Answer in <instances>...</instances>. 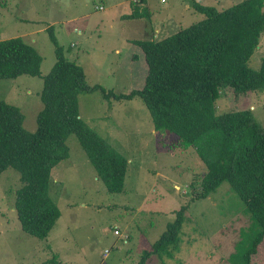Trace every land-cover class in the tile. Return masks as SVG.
Returning <instances> with one entry per match:
<instances>
[{"label": "rangeland", "instance_id": "1", "mask_svg": "<svg viewBox=\"0 0 264 264\" xmlns=\"http://www.w3.org/2000/svg\"><path fill=\"white\" fill-rule=\"evenodd\" d=\"M132 1L0 0V40L23 37L42 58L39 76L0 78V99L21 107L28 130L36 128L43 77L56 60L49 29L64 56L82 66L89 85L127 94L141 89L148 73L145 53L134 40L164 37L204 17L186 8L194 0H141L135 6ZM200 1L222 9L238 0ZM131 13L138 16L128 17ZM263 57L264 33L248 65L257 70ZM245 108L264 126V91L238 98L227 88L217 100L221 113ZM78 109L128 159L124 190H108L70 132L69 155L51 169L49 182L61 216L39 240L21 231L14 200L23 183L17 169L6 168L0 174V264H52L54 257L60 264H140L144 250L162 236L179 209L183 222L177 251L152 254L145 264H233L258 227L229 183L193 199L191 185L197 188L205 172L196 151L182 150L172 135L156 132L139 96L106 98L97 88L78 94ZM252 262L264 264V239Z\"/></svg>", "mask_w": 264, "mask_h": 264}, {"label": "trees", "instance_id": "2", "mask_svg": "<svg viewBox=\"0 0 264 264\" xmlns=\"http://www.w3.org/2000/svg\"><path fill=\"white\" fill-rule=\"evenodd\" d=\"M193 6L204 14L200 20L164 37L134 40L145 53L148 73L144 86L127 94L89 85L82 66L64 56L49 29L56 60L43 77L36 128L24 126L20 106L0 99V174L8 167L20 172L23 185L16 191L14 208L21 231L45 240L61 216L49 195V182L51 169L69 155L70 132L108 190H124L128 159L79 115L78 94L99 88L106 98L139 96L156 132L172 135L174 146L182 150L196 151L205 172L197 188L191 185L193 199L206 198L223 181L229 183L258 227L233 264H253L264 239V126L247 108L218 112L217 100L227 88L238 98L264 91V57L257 70L248 65L264 33V0H238L222 9L198 1ZM41 60L23 37L0 40V78L39 76ZM182 210L144 250L140 264L152 254L177 251ZM50 263L60 264L55 257Z\"/></svg>", "mask_w": 264, "mask_h": 264}, {"label": "crops", "instance_id": "3", "mask_svg": "<svg viewBox=\"0 0 264 264\" xmlns=\"http://www.w3.org/2000/svg\"><path fill=\"white\" fill-rule=\"evenodd\" d=\"M196 1H198V2H200V3H202L200 0H194L193 2H196ZM221 2L222 0H217V2ZM132 2H135V3H137V2H141V0H133ZM193 2L191 1L190 2V4H187L186 6V8L188 9V10H190L191 11V9L192 10H196V8H194V6H193ZM237 2V1H236ZM203 4H212V3H203ZM212 5H215V4H212ZM216 6V5H215ZM152 13V12H151ZM163 27H165V23H163ZM156 31L157 32H161V28H160V26L157 24L156 25ZM157 34V33H156ZM138 39V38H137ZM116 52H118V49H116Z\"/></svg>", "mask_w": 264, "mask_h": 264}]
</instances>
